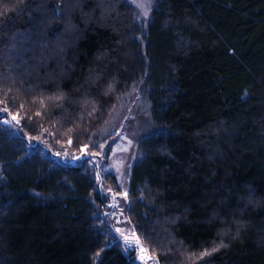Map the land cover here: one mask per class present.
<instances>
[{
    "label": "trees",
    "instance_id": "16d2710c",
    "mask_svg": "<svg viewBox=\"0 0 264 264\" xmlns=\"http://www.w3.org/2000/svg\"><path fill=\"white\" fill-rule=\"evenodd\" d=\"M45 1L0 0V110L28 133L0 122V264H140L95 168L43 151L101 152L136 88L156 131L119 219L156 264H264V0H153L144 18L132 0H75L66 21L67 0Z\"/></svg>",
    "mask_w": 264,
    "mask_h": 264
},
{
    "label": "rangeland",
    "instance_id": "374dc122",
    "mask_svg": "<svg viewBox=\"0 0 264 264\" xmlns=\"http://www.w3.org/2000/svg\"><path fill=\"white\" fill-rule=\"evenodd\" d=\"M152 2L153 0H132L134 8L142 18L148 17V13L152 8ZM38 3L40 6L42 5L46 8L45 0H38ZM82 3L83 2L75 4V0H67L66 5L63 6L65 7L63 20L66 21L69 16L73 17L75 14L78 15ZM97 3L101 6H105V4H111L113 1L106 0L105 3V0H98ZM42 6L41 8H43ZM97 8L101 9L99 6H97ZM101 11L103 16H101L98 21L101 24H105L109 19L108 12L105 11V9ZM37 12L39 13V9L35 10V13ZM48 17L50 24L53 23V21L55 22L54 18H51L49 15ZM109 24L112 23L110 22ZM69 26V24L65 23L63 27V29H68L65 32L66 35L74 32V30L69 29ZM40 27H43L41 30L45 35V31L49 26L45 23L44 25L41 24L39 28ZM38 46L40 48V43H37V47L34 48L38 50ZM10 48L12 49L14 46ZM49 59L53 61V58L50 57ZM16 68L18 69V67ZM8 69L11 68L8 67ZM18 71H20V69H18ZM9 78L17 82L21 79L17 75L10 74ZM114 105L101 131V133H104L103 136L105 139L108 138L107 140H103L105 144L101 152H96L95 155H93L84 150L78 155H71L66 148L59 149V152H54L47 147L43 149V151L52 159L64 164H80L85 161L88 162L92 168H95L98 190L110 199L108 206H110V208L112 207V209L105 214L106 217H108L107 222L112 224L111 230L113 231L112 234L114 238L125 249L132 250L140 264H156V261H151L144 248L138 244L137 237L131 226L124 222L123 219H119V213L115 211V209H119L127 202L124 193H127L131 172L135 161L138 159V144L142 139L156 131V125L151 117L149 103L139 88L123 94ZM0 117L7 118V113L0 111ZM0 122L3 124L2 121ZM21 124L23 125V122L20 119V125H16L15 122L11 120L9 124L3 125L9 129L18 131L21 128ZM22 131L26 132L25 129ZM35 142L36 143L32 144L33 142L29 140V147L30 145L32 147L36 145L42 146L38 139ZM106 148H108V152H106ZM57 153L60 155H57ZM110 176H112L115 181ZM166 241L171 244L170 240Z\"/></svg>",
    "mask_w": 264,
    "mask_h": 264
},
{
    "label": "snow or ice",
    "instance_id": "6c2138e0",
    "mask_svg": "<svg viewBox=\"0 0 264 264\" xmlns=\"http://www.w3.org/2000/svg\"><path fill=\"white\" fill-rule=\"evenodd\" d=\"M59 98V97H57ZM23 107V105H21V108ZM0 111H3V112H6L7 113V118L5 117H0V121L3 122V124L7 125L10 123V120L11 121H14L16 125H20V117H19V113L17 112L16 114H12L11 112H8V109L7 108H4ZM37 115H40L39 113H37ZM32 138L29 137V140H31ZM69 144L72 143L71 140L68 141ZM101 147H103V145H101ZM87 148V146L85 145L83 148H81V151H84L85 149ZM57 155H60L59 153H57ZM93 155H95V153H93ZM124 197L127 198V193H124ZM137 242H138V238H137ZM215 250V249H213ZM207 252H204V253H201L200 255L203 256V255H206Z\"/></svg>",
    "mask_w": 264,
    "mask_h": 264
}]
</instances>
